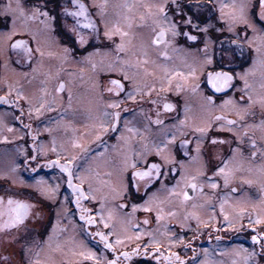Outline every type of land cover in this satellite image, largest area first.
<instances>
[{
	"label": "rangeland",
	"instance_id": "rangeland-1",
	"mask_svg": "<svg viewBox=\"0 0 264 264\" xmlns=\"http://www.w3.org/2000/svg\"><path fill=\"white\" fill-rule=\"evenodd\" d=\"M88 2L93 14L102 23L101 35L108 42L97 44L98 40L94 37L96 31L90 29L91 42H95L99 47L93 45L76 56L70 49V38L64 37V43L59 46L52 28V16L49 13L47 16L44 15L47 11H40L33 2L27 5L24 4V0L13 1L14 23L8 33L26 32L33 39L35 47L38 46L40 53L37 57L29 54L31 64L26 67L16 63L12 67L6 59L0 70V87H7L8 93L16 96L19 100L18 107L24 110L26 116L25 118L21 116L17 108L14 109L16 111L13 114L8 109L0 110V191L11 189L16 195L25 196L36 202L38 220L31 224L29 234L31 258L42 263H49L52 260L58 263L59 258L65 257L78 258L83 251L80 237L84 234L80 225L72 218L63 221L66 231L59 230L60 224L55 220L45 235L46 239H49L45 243V259L40 253L36 242L45 232L48 209L19 189L27 187L37 197L42 195L54 199L61 185L55 173L33 174L25 169L22 159L31 157L32 154L26 139L28 136L26 118L34 120L32 135L38 131L37 133H45L48 136L35 143L38 156L41 157L49 151L68 159L75 157L73 160L75 176L86 186L90 197L98 203L100 219L103 217V221H100L109 223L108 230L115 241L119 238L124 243L134 235L126 220V218L132 220L134 217L124 213L118 202L123 186V173L125 169L135 164L132 161L142 162L146 161L147 157L156 155L164 162L162 157L156 154L158 145L163 149L164 157L169 161H175L174 166L180 165L182 171L179 178H189L188 176L193 175L200 178L201 175L198 173H216L217 168L223 167V162L227 160L229 163L226 170L233 172L228 185L234 183L233 178L238 176L244 177L248 184L255 182L260 186V188L255 187L256 191L260 192H253L256 197L243 192L242 198H234L228 192L224 195L226 206H223L224 217L217 219L212 208L207 207L205 212L194 220L195 222L214 221L215 224L232 226L240 216L245 215V206H251L254 210V221L257 219L264 221V144L259 148L262 154L255 158L241 148H233L237 150L235 153L233 149L223 148V154L217 161L212 156L214 148L211 145L208 148L205 146L210 127L232 130L237 133L239 139L242 129L248 127L254 129L264 142V125L261 124L264 117L251 119L247 112L254 104L264 108V28L247 16L250 0H186V2L185 0H175V2L173 0H88ZM18 3L24 8V16H21L17 10ZM78 3L83 2L78 1ZM210 3L215 4L219 9L217 19L222 24L221 27L214 28V22H208L206 26L201 25L200 21L188 16V9L196 10L197 13L203 7L207 14L211 13ZM233 4L245 6V18L254 27H248L239 20L231 19ZM160 5H165L168 20L160 19L158 7ZM28 15H31L32 19ZM172 24L176 25V35H173L171 30ZM210 25L215 31L224 30L233 37L237 36V41H232L233 38L226 36L221 37L220 41H215V35L209 31L205 32L202 46L199 39L191 43L186 41L188 35L183 32L185 27L192 31L204 32L203 29L209 28ZM161 28L167 30L166 40L153 43L154 33ZM105 32L109 35H105ZM124 33L126 35H123ZM219 44L222 46L216 47ZM117 45H123L122 50H118ZM81 46L82 44H79V47ZM244 46L251 49L252 59L243 72H236L240 78L236 92L232 91L209 103L203 88L197 85L199 77L208 67L220 62L232 68L236 65L234 54L240 53V49ZM2 54L0 51L3 59ZM15 56L18 57V54ZM125 60L132 62L128 64L134 67L135 74L123 64ZM99 73L106 77L124 73L130 79L136 78L141 81L142 90L146 88L145 84L150 85L149 89L162 85L173 95L178 94L182 109L172 117L169 124L164 125L165 127L161 126L157 133L151 132L156 140L152 139L149 143L145 142L147 138L144 137L150 132L146 127L147 122L144 118L139 116V119H136L133 115L128 117L121 132L114 136L115 141L98 143L96 140H99V136L102 133L106 134L102 126L107 122L109 110L114 108L109 105L119 102V88L105 82L107 91L101 92ZM57 78H62L66 84L64 93H59L57 90ZM246 83L247 88H245ZM132 88L127 92L128 97H132L136 92L135 87ZM226 100H232L234 103L225 104ZM217 111L236 116L239 123L228 126L219 122L213 117V113ZM181 121L184 123L182 124ZM197 128H204L205 131L197 132L195 131ZM188 131H194L192 134L196 135V139L189 146V153L182 144L179 150L182 154L179 156L176 153L178 149L175 146L178 144L176 141L188 137L191 134L187 133ZM173 137H175L174 141ZM91 142H96V145L93 148L90 146L92 149H89L88 144ZM198 146L199 152H197ZM88 150L93 151L88 153ZM210 157L213 158L212 161L209 160L211 168L206 172L203 161ZM220 178L224 185L223 177ZM170 201L172 203L168 200V205L164 202L166 205L161 207L164 215L180 216V211L181 216L185 212L195 215L192 205L185 206L180 201ZM56 209L61 212L66 211L65 203L61 201ZM225 216L228 217L227 220ZM175 220L183 225L188 222L179 217H175ZM158 223V227L151 230L153 232L151 236L158 241L163 239L168 248L178 245L180 238L168 228L166 221ZM51 238L54 240L50 241ZM228 241L217 242L212 239L201 246V251L197 243L196 246L191 247L192 254L196 252L193 264H264V255L259 253L255 242H249L243 235L235 237L231 242Z\"/></svg>",
	"mask_w": 264,
	"mask_h": 264
},
{
	"label": "flooded vegetation",
	"instance_id": "flooded-vegetation-1",
	"mask_svg": "<svg viewBox=\"0 0 264 264\" xmlns=\"http://www.w3.org/2000/svg\"><path fill=\"white\" fill-rule=\"evenodd\" d=\"M14 0H0V51H2L3 59L0 56V70L4 65V61L7 59V62L10 66H15L16 64H22V66L26 67L31 64L30 58L28 57L29 54H32L34 57L40 53L38 46L36 45L31 39V37L26 32H12L13 23H14ZM79 2H83L87 7L89 18L96 23L95 28H84L82 26L78 27L76 25V19L72 16H68L65 14L64 9L67 8L69 11H75L71 4V0H24V4L29 5L30 2H33L34 5H37L40 11L44 10L52 16V28L53 32L56 34L54 35L57 38L59 46H62L63 38H70L71 45L70 49L74 53V55H79L82 53L84 49H88V47H99L96 45L95 42H91L92 36L91 31L95 30V38L99 42L107 43V39L102 36V29L103 25L101 21L93 14L92 7L89 6L88 0H78ZM186 2V0H185ZM202 2V1H201ZM11 5L9 8L8 5ZM202 4V3H201ZM187 5V3H186ZM209 7V6H208ZM211 13L207 14L204 7L200 8V10H192L188 9V16H192L193 19L200 21L199 24L205 25L208 22H214V28L221 27L222 24L217 19L219 15V9L215 7V4L210 3ZM261 8L259 4V0H250V5L247 8V16L253 22H256L260 27L264 28V20L261 19L260 16ZM41 14V12H40ZM31 18V15H28ZM32 19V18H31ZM81 25L86 23L87 21L84 20L83 17L80 18ZM217 26V27H215ZM161 30V29H159ZM158 30V31H159ZM202 30H191L187 27L184 28V34L189 36H195V40H190L187 38V42L191 43L192 41L200 40V46L204 44V35L205 32L209 31L211 34L215 35L216 40L220 41L221 37L226 36L228 38H233L232 41H237V36L233 37L229 35L228 32L226 33L224 30H217L215 31L212 28V25L208 28H204ZM249 29H247L248 31ZM224 31V32H223ZM157 32V31H156ZM154 33V40L155 34ZM208 34V33H207ZM232 34V33H231ZM167 38L166 36L163 41L164 42ZM20 42V43H18ZM16 44V47L13 45ZM79 44H82L79 47ZM222 45H216V47H221ZM86 52V51H85ZM219 51H217V54ZM236 53V52H235ZM18 54V57L15 55ZM119 54V52H118ZM219 56V55H218ZM252 59V51L247 46H244L240 49V53L234 54V60L236 61V65L232 68L226 66L223 63H218L216 65H211L204 71L201 77H199L197 85L203 88V93H205L208 97L212 98V101H215L216 98L218 99L221 96L228 95L232 91L236 92V87L240 84V78L236 74L241 73L245 70V68L250 64ZM17 60V62H15ZM128 63H132L131 61H123L128 68L132 70V74L136 73V70L133 66L129 65ZM207 68V67H206ZM209 73L213 75L215 73H227L229 76L232 77V80L228 83L227 86L221 87V90L217 91L215 88L212 87L211 84L208 82ZM99 81H100V89L101 92L107 91L106 83H110L112 80H118L124 87L123 89L119 88V102L117 103L118 107L110 108L109 116L107 118V122L103 125V130L106 131V134H101L99 136V140L96 142H112L115 141V135L121 132V129L125 126L126 121L129 119L130 115L139 119V116L144 118L147 122L146 127L150 130L149 133L145 134L146 143H149L150 140H156V137L151 135V132L157 133L161 126L165 127L164 125L169 124L172 121V117L177 115L181 107V100L179 99L178 94L173 95L169 91H166L163 87L164 86H154L153 89H149L150 85L145 84L146 88L142 90L143 83L138 79H130L126 74L120 73L118 76L111 75L105 76L104 74L99 73ZM127 77V79H125ZM57 90L59 93L65 92L66 84L62 78H57ZM138 84H137V82ZM221 85H223V81H218ZM111 85L115 86L114 84L110 83ZM137 86V87H136ZM135 87V94L132 97H128V91ZM240 95V92L238 93ZM0 97H3L9 101V103L5 104L0 102V110L8 109L12 112V114L16 111L14 110L17 108V111L21 116L24 118L25 112L18 107V99L11 93H8L7 87H0ZM170 105L169 109L165 108V105ZM120 113L119 120H116L114 114ZM249 113V117L251 119H255L254 117H264V108L260 107L258 104H254V106L247 110ZM19 115V116H20ZM213 117H222L219 120L221 123H226V120L235 121V124L239 123L238 118L232 114H223L219 111L213 113ZM132 118V117H131ZM226 118V119H225ZM27 125L26 128L28 129V136L26 139L28 140V146L32 151L31 157H26L22 159V163L26 170L30 171L31 173H51L57 174L60 179L61 187L57 191V195L54 199H48L44 196L37 197L30 189L27 187H23L19 189L29 195L32 196L33 199L38 201L41 205H44L48 210V218L44 225L46 228L43 236H39L37 238L36 245L40 248V253L43 255L46 254L45 250V243L49 241L46 239L45 235L48 233L49 228L51 227L54 221H58L60 224L59 230L66 231V226H64L63 221L66 218H72L80 225V228L83 231L84 236L80 237L81 248L84 255L78 256V258L70 259V258H59L58 263H54L50 261L49 263L40 262L35 258H31V238L29 237L31 231V224L37 221L38 217L36 211V202L28 199L25 196L16 195L13 190L9 189L8 191H0V200L3 203H0V264H107V260L114 258V256H119V264H180V261H183L184 264H193L194 259L196 258V252L192 254L191 247L196 246L198 243L199 250L209 241L215 240L217 242L220 241H228L231 242L235 237L239 235H243L248 241L251 243L254 242L252 237H257L255 241L256 245L258 246L259 253L264 255V221H261L260 224L255 223L253 220L254 217V210L251 206H245L244 211L245 215L240 216L232 226H223L219 223L215 224L214 221H205V222H195L194 220L199 218L202 213L205 212L207 207L212 208V211L216 215L217 219H221L224 217L225 213L221 211V205H224L225 194L230 193V195L235 197L242 198V194L247 192L250 196L256 197L253 192H260L256 191L255 187L257 186L260 188L258 184L255 182H251L248 184L247 180L244 177H235L233 178V182L230 185H223L222 179L219 175H215V173H206L198 177L196 181H194L197 185L196 189L193 190L191 187L187 185L191 182L190 178L192 176H188L189 178H179L181 174V167L180 165L176 164L174 166L173 163L164 164L163 161L159 160L157 156H151L146 158V161L137 162L132 161L135 163V167L131 166L125 169L123 176H122V191L120 196L118 197L119 205H124L121 207V210L128 215H133L132 220H128L129 222L130 231L133 233V237L127 239L128 241L116 245L115 240L112 234L109 235L108 228L104 227V223L100 220L99 215V206L89 195L86 186L77 180L75 176V166L72 162L71 171H72V184L80 186L84 193L85 199L80 200L79 207L74 202L77 199L78 193L73 192V189L69 187L68 180L69 175L67 172L62 171L60 165L66 164L68 158L62 155L54 154L49 151L44 153L41 157L36 153V146L35 143L42 139L44 136L45 138L48 137L45 133H34L32 132V123L34 120L26 118ZM135 119V118H134ZM32 120V121H31ZM159 120L161 123L157 124L156 121ZM112 124H115V129L111 127ZM135 124L137 121L135 120ZM234 124V125H235ZM129 125H131L129 123ZM228 125V126H234ZM187 133H191L186 138H179L175 146H177V155L181 156L182 153L179 152L182 147V142L187 140L188 143L185 149L189 153V146L194 142L196 139V135L192 134L194 131H188ZM208 137L206 141V148L210 145L214 148L213 158L215 157L217 161L220 160L221 155L223 154V148L226 150H232L233 148H241L245 151L249 152L251 155L253 152H256L257 156L261 155L262 152L259 148L264 144L262 140L258 137L256 131L254 129H249L245 127L242 129L241 132V139L237 137V133L229 129L217 128L213 129L212 127L208 130ZM187 136V135H186ZM101 138V139H100ZM217 141H224V143H216L213 144V140ZM96 142H91L88 144L89 149L95 146ZM255 142L256 147H252V143ZM91 146V147H90ZM91 148V149H92ZM212 150V149H211ZM210 150V151H211ZM90 153L93 150H88ZM35 157V159H33ZM213 158H206V161H203V168L206 172L209 171L210 161ZM214 158V159H215ZM21 161V160H20ZM151 163H158L163 165V170L166 174L156 176V173L153 172V178L149 180L148 178L140 179L139 177H133V172L138 171H146V165ZM208 167V168H207ZM175 168V171H170V169ZM27 171V172H28ZM196 176V175H193ZM203 177V178H202ZM208 178H211L209 180ZM179 182V183H178ZM215 182L218 187L213 189L210 187V183ZM148 185L145 187V185ZM11 187L10 185H7ZM232 189H235L233 192ZM188 193V199H185L184 193ZM259 194V193H258ZM259 196V195H257ZM66 197V198H65ZM11 198L13 201H20L30 205V210L23 220L22 223L15 224L11 227H4V224L10 221L12 213L9 211L10 208H14L15 205H8L7 201ZM65 198V199H64ZM208 199V201H207ZM158 200V201H157ZM168 200H177L180 201L183 205L189 206L192 205L195 209L193 213L195 215L188 214L187 212L183 213L179 217L181 220L188 221L186 225L178 223L175 220V217L171 216L168 217L167 214L164 215L163 209L161 208ZM63 201L65 203L66 211L61 212V210H57V206ZM146 201L148 202L146 204ZM156 205H153L155 204ZM133 205H136V210L133 211ZM166 205V204H165ZM190 206V207H192ZM145 207L151 208V211H144ZM170 208L174 209V207L170 206ZM226 207V206H225ZM224 208V207H223ZM87 209V212L83 210ZM58 213V214H57ZM157 214L161 216L160 222L165 220L166 224L169 229L174 231V234L178 235L180 240L179 244L174 245L172 248H168L166 244L163 242V239L158 241L155 240L151 235L154 228H157V224H159L156 219ZM81 215L86 217H91L95 222L93 224H88L86 220H81ZM106 216V211H105ZM130 219V217H129ZM147 220L148 223L145 224L144 221ZM108 223V222H107ZM109 224V223H108ZM100 232L108 236L109 242L113 243L114 250L105 249L104 243L100 240V237L95 235V233ZM138 232V233H137ZM59 234V233H58ZM136 236V237H134ZM139 236V239H137ZM54 238H51L50 241H53ZM202 246V247H201ZM45 250V251H44ZM16 252V254H15ZM128 253V257L125 258L121 256V253ZM89 253H93L95 258L87 259L86 256ZM175 254V255H173ZM193 255V256H192ZM7 257V260L4 259ZM81 259L79 260V258ZM165 257H169V260H165ZM177 257L179 259H177ZM45 259V258H44Z\"/></svg>",
	"mask_w": 264,
	"mask_h": 264
},
{
	"label": "snow or ice",
	"instance_id": "snow-or-ice-1",
	"mask_svg": "<svg viewBox=\"0 0 264 264\" xmlns=\"http://www.w3.org/2000/svg\"><path fill=\"white\" fill-rule=\"evenodd\" d=\"M173 2H175V0H173ZM71 4H72L73 8H75L76 10L75 11H69L67 8H65L64 12H65L66 15L72 16V17H74L76 19V25L78 27H80V26H82L84 28H95L96 27V23H94L89 18L88 10H87V7L85 6V4L78 3V0H71ZM259 4H260V8H261L260 16H261V19L264 20V0H259ZM8 7L10 8L11 5L9 4ZM158 7H159L160 19L168 20V17H167L166 11H165V5H160ZM224 7H228V5H224ZM231 7L233 9V13H232L231 19L233 21L239 20L240 22L245 23L248 27H254V25L250 24L247 21V19L245 18V15H244V7L245 6L243 4H241L239 6L233 4ZM17 10L19 11V14L21 16H24V8L19 3L17 4ZM44 15L47 16L48 15L47 12H45ZM222 15H223V13H222ZM81 17H83L84 20L87 21L86 23H83L82 25H81V20H80ZM33 18H35V17H33ZM190 22L191 21L189 20L188 23H190ZM170 27H171V30L173 32V35H176V31H175L176 25L172 24ZM229 30L231 31V27L229 28ZM166 31H167L166 29L161 28V31L158 34L159 38L157 40H154L153 43H160L161 42L160 38H162L165 35ZM105 35H109V33L105 32ZM123 35H126V33H124ZM185 35H187V34H185ZM188 39L195 40L196 37L195 36H189ZM18 43H20V42H18ZM16 46H17L16 44L13 45V47H16ZM122 48H123V45H117V49L118 50H122ZM125 79H127V77H125ZM220 80L223 81V85L218 83V81H220ZM231 80H232V77L229 76L227 73H215L214 75L212 73H209V77H208L209 84H211L212 87L215 88L217 91L221 90V87L227 86L228 83ZM110 83L116 85V87L120 88V89H123V87H124L118 80H112V81H110ZM247 87H248V85L246 83L245 84V88H247ZM108 91H112V89H108ZM207 99H208L209 103L212 102V98L211 97H208ZM249 100H250V98H249ZM0 102L5 103V104L9 103V101L7 99L3 98V97H0ZM224 103L225 104H231V103H234V102L232 100H226ZM109 107H118V105L117 104H110ZM170 107H171L170 105H167V104L165 105L166 109H169ZM238 115H240V114L238 113ZM114 116H115L116 120H119L120 113L117 112V113L114 114ZM242 118H243V116L241 115V119ZM215 119L220 120V119H222V117H216ZM156 123L159 124V123H161V121L157 120ZM181 123L183 124L184 122L181 121ZM226 123L228 125H234L235 121L226 120ZM261 124L264 125V120L261 121ZM111 127L115 129L116 125L112 124ZM129 131H131V129H129ZM195 131L203 133L205 131V129L204 128H197V129H195ZM174 139H175V137L172 138L173 141H174ZM182 143H183V145L186 146L188 141L184 140ZM212 143L213 144L224 143V141H217V140L214 139L212 141ZM252 147L253 148L256 147L255 142L252 143ZM199 150L200 149H199V146H198L197 147V152H199ZM236 151H237L236 149H233L234 153ZM162 153H163V149L158 145L157 148H156V154L162 157V159L164 160V164L166 165V164H168L170 162L173 163V164L175 163V161H169L167 157H164L162 155ZM185 154L187 155V153H185ZM256 155H257L256 152L252 153V157L253 158H255ZM33 159H35V157H33ZM74 159H75V157H72L71 159H68L66 164L60 165V167H61V170L67 172L69 177H70L69 180H68L69 187H71L73 189L74 194L75 193L79 194L77 196L76 201H74L77 204V206L79 207L80 200L85 199V193H84L83 189L80 186L72 184L71 165H72V162H73ZM228 163L229 162L227 160H225L223 162L224 166L217 168L216 173H215V175H219V176L223 177V181H224V185L225 186H227L229 184L230 178H231V176L233 174L232 170H226V169H228ZM133 167H135V164L133 165ZM146 169H147L146 171L133 172L132 176L133 177H139L140 179L148 178L149 180H151L153 178V176H152L153 172L156 173L157 177L159 175L166 174L164 172V170H163V165L158 164V163L147 164L146 165ZM170 171H175V168L170 169ZM198 175H203V173H198ZM196 179H197L196 176H192L190 178L191 182L187 186L191 187L193 190H195L197 185H196V183L194 181H196ZM208 179L211 180V178H208ZM147 186L148 185L146 184L145 187H147ZM210 187L215 189V188L218 187V185L215 182H212V183H210ZM232 191L234 192L235 189H232ZM184 197H185V199H188V193L187 192L184 193ZM0 203H3V201L0 200ZM7 203L10 206L11 205H15V207L9 209V211L12 213V216H11L10 221H8V222H6L4 224V227H11V226H14L15 224L22 223L23 220L25 219V217H27V215L29 213L30 205H28L26 203H23V202H20V201H13L11 198H9ZM147 203L148 202H146V204ZM120 207L123 208L124 205H121ZM136 207H137L136 205H133V211L136 210ZM83 211L87 212L88 210L84 209ZM144 211H151V208L145 207ZM221 211L223 212V205H221ZM80 218H81V220H86V222L88 224H93L95 222L91 217H86L84 215H81ZM156 219H157V221H159L161 219V216L159 214H157ZM227 219H228V217L225 216V220H227ZM101 220L103 221V217H101ZM144 223L147 224L148 221L145 220ZM255 223L260 224L261 221L259 219H257L255 221ZM104 227L105 228L109 227L107 222L104 223ZM110 234L111 233H109V235ZM95 235L100 237V240L104 243V248L105 249L114 250V245H113V243L109 242L108 236H106L105 234L100 233V232L95 233ZM137 239H139V236H137ZM252 239L255 242L257 240V237L253 236ZM122 242L123 241L121 239L117 238V240L115 241V244L119 245ZM82 255H84V254L82 253ZM120 255L124 256L125 258L128 257V253H126V252L125 253H121ZM173 255H175V254H173ZM86 258L87 259H93V258H95V256H94L93 253H89L86 256ZM4 259L7 260V257H4ZM169 259H170L169 257H165V260H169ZM177 259H179V258L177 257ZM107 264H119V256H114V258L107 260ZM180 264H184V262L180 261Z\"/></svg>",
	"mask_w": 264,
	"mask_h": 264
},
{
	"label": "water",
	"instance_id": "water-1",
	"mask_svg": "<svg viewBox=\"0 0 264 264\" xmlns=\"http://www.w3.org/2000/svg\"><path fill=\"white\" fill-rule=\"evenodd\" d=\"M160 31H161V30L157 31L156 34H155V39H156V40L159 38V37H158V34L160 33ZM165 36H166V33H165V35H164L162 38H160L161 41L164 40Z\"/></svg>",
	"mask_w": 264,
	"mask_h": 264
}]
</instances>
